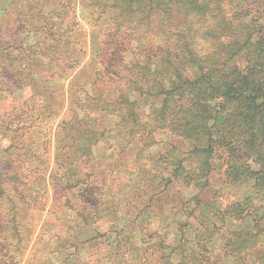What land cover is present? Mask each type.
Here are the masks:
<instances>
[{"label":"trees","instance_id":"16d2710c","mask_svg":"<svg viewBox=\"0 0 264 264\" xmlns=\"http://www.w3.org/2000/svg\"><path fill=\"white\" fill-rule=\"evenodd\" d=\"M222 2L7 0L3 4L0 264L15 261V256L21 258L33 238L37 227L34 220L40 218L47 202L36 178L46 175L50 158L45 155L50 154V146L54 150L50 175L53 188L56 193L76 188L78 203L73 210L76 217L57 219L61 224L57 231L64 228L65 235L56 233L55 250L47 244L43 263L133 264L132 253L140 243L146 244L142 252L150 251L147 255L138 253L133 259L137 263H147L149 256L159 253L160 264H195V257H185L177 245L165 243L167 237L174 235L172 232L150 245L146 229H139L136 238L120 227L121 217L114 203L117 192L101 186L104 172L93 154V149L107 139L108 121L113 122L116 142L142 148L145 140L155 144L158 130H164L190 144L189 149L182 151L185 157L181 159H149L152 166L159 164L166 169L165 173L150 177L149 184L155 187L152 197L165 191L168 201L175 196L174 200L182 206L191 200L201 202L199 196L207 191L214 166L220 163H225L226 182L253 179L256 186L258 182L264 186V78L247 74L248 69L237 65L217 68L212 63V53L201 47L209 43L217 28L223 29L226 24ZM77 6L107 37L125 34L136 42L135 49L145 53L139 57L130 52L134 61L126 62L117 44H107L109 53L101 70L92 77L87 75L86 81H77L76 72L64 93L51 84L67 78L78 66L72 61L75 52L71 51L72 35L78 25ZM178 13L187 19L195 16L197 25L171 27L169 39L148 51L144 43L154 30L153 19L158 17L161 26L167 27L168 19ZM27 38H32L28 44L23 42ZM198 48L206 54L200 55ZM192 158L194 167L185 166L184 162ZM88 178L89 184L93 182L91 187L81 181ZM161 182L163 187L156 188ZM175 185L196 188L198 193L183 197L182 201L178 192L169 191ZM107 202L110 205L104 204ZM139 218L137 215L133 220L135 227L141 223ZM80 225L91 227L84 240H79L74 230ZM184 225L180 223L179 227ZM253 244L250 253L255 255L262 249L256 240ZM78 246L84 254L91 247L99 251L94 259L85 261L81 254L75 255ZM205 259L209 264H218L216 258Z\"/></svg>","mask_w":264,"mask_h":264},{"label":"rangeland","instance_id":"374dc122","mask_svg":"<svg viewBox=\"0 0 264 264\" xmlns=\"http://www.w3.org/2000/svg\"><path fill=\"white\" fill-rule=\"evenodd\" d=\"M6 1L0 0V8ZM222 8L226 16V24L223 29L217 28L209 39V43H206L212 53V63L217 68L223 69L235 65L244 67L248 69L247 74L264 78V0H223ZM158 20V17L153 19L154 30L146 42L142 41V43L145 42L144 45L148 51L155 50L157 46L169 39L171 27L197 25L195 16L187 19L181 13L168 19L167 27H162ZM76 21L78 25L72 35L71 51L75 52L72 61H76L78 66L67 75V78L59 83H52L53 88H60L65 93L69 81L74 80L76 72L77 81H86L87 75L92 77L94 72L101 70L103 61L109 53L107 44H117L122 50L120 56L123 57L124 54L126 62L134 61L132 52L135 56H144L145 52L135 49L136 42L129 40L127 35L107 37L106 32L95 25L91 17L79 6H77ZM219 21L221 20L217 19V22ZM31 41L32 38L23 39V42L27 44ZM127 44L132 47L127 48L125 46ZM119 67L122 68V66ZM30 121L32 122L33 119ZM106 127L109 129L107 139L93 149V154L100 170L104 172L100 179L101 186L114 193L117 192L114 203L118 206L121 217L119 223L124 231L131 232L139 238L138 230L146 229L150 233L147 242L150 245L158 243L160 236L165 239L168 236L164 238L165 234L172 232L174 235L167 237L165 243L177 245L185 257H195V264H209L205 259L209 257L216 258L218 264H264V186L259 182L256 186L253 179L236 184L226 182L225 163H220L214 166L207 191L199 196L201 202L195 203V200H191L182 206L179 200H174L175 196L168 201L165 191L159 197H152L155 187L149 184L152 180L150 177L159 176V173H165L166 169L163 170L165 166L159 164L152 166L153 163L149 159L162 158L166 161L181 159L185 157L182 151L189 149L190 144L170 132L158 130L155 144H148L149 142L145 140L141 148L133 143L116 142L113 138L112 121L106 122ZM45 156L50 158V165L45 176L36 178V185L45 192L42 198H46L47 202L40 218L34 220L37 227L34 229L28 248L21 258L15 256L16 260L9 264H47L43 263L47 244H51L50 249L55 250L54 236L56 233L65 235L64 228L57 231L61 226L57 223V219L76 217V212L73 211L78 203L75 197L76 188L71 187L66 192H55L50 176L54 160L53 146H50V154ZM184 163L187 167L195 165L194 158ZM249 164L252 168H257L250 162ZM185 169L188 170V168ZM87 171L89 172V168ZM90 178L81 181H84L87 187H91L93 182L89 184ZM163 183L161 182L156 188H162ZM169 191L178 192V199L182 201L183 197H195L198 193L196 188L189 189L177 185ZM54 197L57 198L54 199ZM205 201L207 203H202ZM104 204L110 205L108 202ZM205 204H209V207L204 206ZM137 215L141 223L135 227L133 220ZM180 223L185 225L180 228ZM74 230L79 240H84L91 233V227L88 226L80 225ZM255 240L262 250L252 255L250 250ZM145 245L139 243L133 250L131 262L160 264L157 259L159 253L149 256L147 263L143 260L138 263L133 260L138 253L147 255L150 250L142 252ZM76 248L75 255L81 254L85 261L94 259L99 251L91 247L84 254V252L80 253L82 250L80 246ZM254 250L257 249L254 248Z\"/></svg>","mask_w":264,"mask_h":264},{"label":"clouds","instance_id":"9594fccd","mask_svg":"<svg viewBox=\"0 0 264 264\" xmlns=\"http://www.w3.org/2000/svg\"><path fill=\"white\" fill-rule=\"evenodd\" d=\"M201 47H202L203 49H205V50H210V49H209V46L206 45V44L202 45ZM197 51H198V53H199L200 55H204V54H206L205 51H201L200 48H198Z\"/></svg>","mask_w":264,"mask_h":264}]
</instances>
